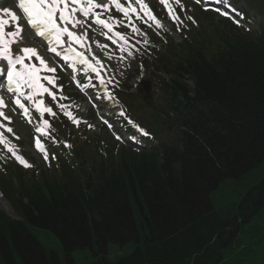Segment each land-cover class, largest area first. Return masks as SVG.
<instances>
[{
	"label": "trees",
	"instance_id": "1",
	"mask_svg": "<svg viewBox=\"0 0 264 264\" xmlns=\"http://www.w3.org/2000/svg\"><path fill=\"white\" fill-rule=\"evenodd\" d=\"M209 17L158 59L175 74L164 90L176 136L133 149L105 133L89 172L8 166L0 184L23 220L0 210V264H264V31Z\"/></svg>",
	"mask_w": 264,
	"mask_h": 264
},
{
	"label": "snow or ice",
	"instance_id": "2",
	"mask_svg": "<svg viewBox=\"0 0 264 264\" xmlns=\"http://www.w3.org/2000/svg\"><path fill=\"white\" fill-rule=\"evenodd\" d=\"M159 2L168 8L169 16L174 22L182 23L180 17L175 14L174 8L169 5V0H159ZM176 2L179 3V0H176ZM218 2H223V0H218ZM112 6L122 14V19L117 20L109 14ZM15 7V11L8 8L2 10L10 19L0 17V93H3V95H0V117H4L9 124L11 123V117L4 116L2 111L6 107L4 96H9L10 99L15 98V105L22 110L23 115L31 123L30 109L22 101L30 102L31 107L39 114L40 118L37 121L38 126L34 129L35 133L39 134L34 138L35 147L43 153L44 159L47 160L48 154L41 143V138L50 136L51 124L44 116L48 114L55 117L57 113L51 106L45 104L43 98H37L43 97L47 93L52 101L56 103L60 112L69 120L76 124H79L80 121L68 110L69 105L59 103L57 92L45 86L44 82L46 81L47 85H51L52 88H56L62 93L63 86L57 85L55 75H42V73L55 74L56 68L48 65L37 48L18 47V51L14 53L12 46L34 41L44 47L45 52H51L60 57L72 69L73 73L81 70L85 75L94 73L99 80V86L104 89L103 96H106L109 100H115L113 94L105 87L111 81L105 79L103 73L107 69L96 54L92 52L88 30L94 25L107 39L112 40L113 44L121 42L119 43V52L122 55L119 59L125 60L127 57L134 55L133 50L139 51L136 44L141 43V41L136 40L135 43L130 41L135 40L136 36L146 35L135 25L133 16L149 27L152 26L149 21H153L157 28H163V24L152 13L145 0H127V6L121 3L120 0H107V2L105 0H99V2L98 0H15ZM98 9L100 11H97ZM181 10H183L182 5ZM235 11L233 9V12ZM224 14L227 15L228 13L225 12ZM237 15L241 14L237 13ZM188 19H191V17H188ZM120 25L128 27L131 36L114 31V28ZM8 28H12V30L8 31ZM113 36L117 37L118 40L113 39ZM143 43L146 44L148 41L144 40ZM95 44L98 49L108 48L107 44H100L99 41H95ZM77 46L80 50H77ZM33 57L39 62L38 65L33 62ZM89 57H91V60ZM107 58L112 59V56L108 55ZM80 66H82V69ZM89 86L91 85H85V87ZM96 98L101 99L103 97L98 96ZM66 99L67 97L63 95L59 96V100ZM13 110L15 111V109ZM120 115L123 116L124 112L121 111ZM129 122L131 123V121ZM0 128L4 130L0 131V144L7 145L8 141L4 136V132L13 133V129L2 123H0ZM143 134L147 135V133ZM117 138L119 139V137ZM15 139L18 140L19 137L17 136ZM53 142H55L54 138ZM66 146L70 147V145ZM7 151L20 164L25 167L30 166L21 155L17 154L13 147H7Z\"/></svg>",
	"mask_w": 264,
	"mask_h": 264
},
{
	"label": "rangeland",
	"instance_id": "3",
	"mask_svg": "<svg viewBox=\"0 0 264 264\" xmlns=\"http://www.w3.org/2000/svg\"><path fill=\"white\" fill-rule=\"evenodd\" d=\"M233 1L235 2L234 6L237 8V12L241 9L245 10L246 13L243 14L244 15L243 19L245 21H248V20H249V22L251 21L250 23H242V25L244 24L245 26H247L251 29H257L259 24L264 22V0H233ZM1 4L5 8H8V9L11 7V3L9 0H3L1 2ZM235 17L237 18V17H239V15L236 14ZM239 19H240V17H239ZM157 29L160 32L157 31ZM157 29L153 30V31L144 32V33H146L145 37L152 35L154 37V41H156V42H161L165 36L166 37L172 36L175 38V41H178V42H180L182 40V36H180L176 32V30L171 28L169 24H167L163 28H157ZM162 29L165 31L164 37L161 35ZM88 36H89V39L92 42V44L95 43V41H98L97 37H100L99 35L96 36V32L93 29L88 30ZM139 37H141V36H139ZM95 54H96L97 58L102 61V63L108 65V70L109 69L112 70L111 76L117 77L114 80V83H119L118 81H121L120 86H123V87H125L126 84L128 83L133 88L132 93H133V91H135V89L137 87L139 89L140 86H147L149 88L151 94H152L151 97L147 101L150 102V104L154 103V100L157 102V104L161 102V94L158 90V87H159V84L163 81V79H169V77L166 74H163L160 72H155L157 70L153 69L152 60H150L147 63V66L144 64L136 65L135 61H134V56L127 57V60H120L119 59L120 55L118 53H116L115 51L111 50L109 47L107 49H101L100 52L96 51ZM147 54L149 56H151V53H147ZM108 55H111L112 59H108L107 58ZM136 67H140L141 73L136 71ZM68 78H70V77H68ZM143 78H144V80H147V81L139 83V81L142 80ZM94 82H95V80L93 78V79L89 80L87 85H91L89 87L94 89V86H96V85H93ZM71 93L76 96V94H75L76 92L72 91ZM124 99H126V98L124 97ZM67 101H68L67 105H69L70 108H73V109L81 108L83 110H86L89 106V104L86 102V100H84L83 98H80L78 96V94L75 97V99L72 101V103L69 102L70 100H67ZM118 101L120 104H124V102H125L121 98H119ZM142 107L147 108L146 104L144 103V100L135 99V107H131L129 109V116L133 117L138 125L140 124L143 127L148 128V125H150V124L147 120L146 114L142 110ZM108 108L110 109V106H108L106 108V110H108ZM118 118H119L121 124L124 127L129 129L131 124L128 123L126 121V119L121 118L120 116ZM95 122L96 123L93 125V131H95V133H99L98 128L100 127L99 125L101 123L99 122V120H97ZM118 125L121 126L120 124H118ZM14 127H15V130H14V135L12 134V138L15 139V137H17V136L19 137V139L17 140L18 143L15 144L16 151L18 152V154L21 155L22 157H23V155H25L26 158L29 157L31 159V161L36 165L37 169L44 168V165L46 162L42 158H40L38 154H36L34 152V149L32 147V139L30 137V135H31L30 129L28 127L24 126L23 124H21L19 119L14 122ZM137 129L142 130L139 127ZM151 129L156 135L159 134L157 129H155L154 127H151ZM119 130H121V129L119 128ZM166 138L169 139V135L166 134ZM58 144H59V142L56 145H58ZM91 150H92V148H89L87 146V147L83 148L82 153L87 154V153H90L89 151H91ZM44 169L48 170L50 168L46 167ZM38 174L39 173L36 172L37 177H38ZM5 202H8V201H4L3 199L0 198V209L4 210L6 212L8 211L12 214V216H15L16 218L20 219L14 213L13 210L9 211L8 209H6L3 206ZM6 207H7V205H6ZM9 208H10V206H9ZM8 215H9V213H8ZM41 236H42V233H40V237ZM57 240L59 242L58 238H57ZM113 245L115 246V244H113ZM55 252L60 257L58 249H56ZM73 255H80V256H83L85 258L87 255L88 256L91 255V250L89 249V250L73 252ZM78 262L80 263L81 261L78 260Z\"/></svg>",
	"mask_w": 264,
	"mask_h": 264
},
{
	"label": "bare ground",
	"instance_id": "4",
	"mask_svg": "<svg viewBox=\"0 0 264 264\" xmlns=\"http://www.w3.org/2000/svg\"><path fill=\"white\" fill-rule=\"evenodd\" d=\"M4 205L6 206V204L4 203ZM7 209H8V207H7Z\"/></svg>",
	"mask_w": 264,
	"mask_h": 264
}]
</instances>
